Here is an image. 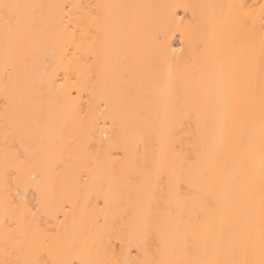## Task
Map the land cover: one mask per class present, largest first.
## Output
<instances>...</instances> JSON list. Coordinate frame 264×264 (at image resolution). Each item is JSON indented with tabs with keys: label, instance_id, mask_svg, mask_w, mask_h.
Returning a JSON list of instances; mask_svg holds the SVG:
<instances>
[{
	"label": "bare ground",
	"instance_id": "1",
	"mask_svg": "<svg viewBox=\"0 0 264 264\" xmlns=\"http://www.w3.org/2000/svg\"><path fill=\"white\" fill-rule=\"evenodd\" d=\"M2 3L0 261L258 260L264 0Z\"/></svg>",
	"mask_w": 264,
	"mask_h": 264
},
{
	"label": "snow or ice",
	"instance_id": "2",
	"mask_svg": "<svg viewBox=\"0 0 264 264\" xmlns=\"http://www.w3.org/2000/svg\"><path fill=\"white\" fill-rule=\"evenodd\" d=\"M27 5L23 4H10V3H2L0 4V13H2V18L4 21V28L6 32H11L12 30H19L20 28V22H21V15L22 10L27 8ZM240 9L248 8L249 12H251L250 6L246 5H239L237 6ZM261 11L264 12V4L260 5ZM71 28V24L64 26V31L67 32V30ZM77 30L73 29L72 35L75 37V32ZM262 42H264V37H262ZM79 46V45H78ZM66 83V82H65ZM61 87H64V84H61ZM231 105H229V108ZM7 109V106H6ZM7 114V111L5 112ZM224 139L223 136L220 138V144L223 145ZM261 152L262 157H264V128H262L261 133ZM262 175H264V161H262ZM170 197L174 199H179L180 192L179 191H173L170 192ZM199 217H197L198 219ZM262 225H264V212H262ZM149 225L146 220L142 235H145L148 231ZM257 250L259 252V259H221L216 261H200L198 264H264V226L261 228L260 232V238L258 243V249L257 244L255 241H252L250 245L247 246L246 251H250L253 256L256 255ZM159 252V249H157ZM144 253H138V256L133 259H117L115 261L111 260H87L82 259L80 261V264H185L183 261H171V260H148V259H141L140 256ZM0 264H39V261L36 259H29L25 260L23 262L21 261H0Z\"/></svg>",
	"mask_w": 264,
	"mask_h": 264
}]
</instances>
